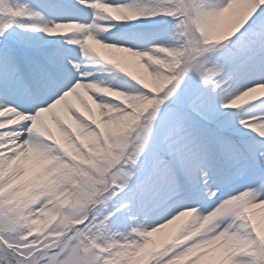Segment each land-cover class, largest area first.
Segmentation results:
<instances>
[{"label": "snow or ice", "instance_id": "1", "mask_svg": "<svg viewBox=\"0 0 264 264\" xmlns=\"http://www.w3.org/2000/svg\"><path fill=\"white\" fill-rule=\"evenodd\" d=\"M0 264H264V0H0Z\"/></svg>", "mask_w": 264, "mask_h": 264}]
</instances>
